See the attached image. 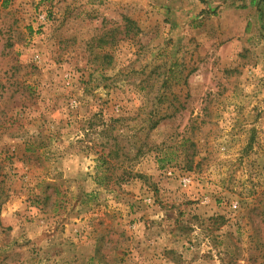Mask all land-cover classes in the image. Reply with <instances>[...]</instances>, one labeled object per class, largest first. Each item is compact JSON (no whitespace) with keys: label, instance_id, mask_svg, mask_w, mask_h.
Segmentation results:
<instances>
[{"label":"rangeland","instance_id":"rangeland-1","mask_svg":"<svg viewBox=\"0 0 264 264\" xmlns=\"http://www.w3.org/2000/svg\"><path fill=\"white\" fill-rule=\"evenodd\" d=\"M0 264H264V0H0Z\"/></svg>","mask_w":264,"mask_h":264},{"label":"built area","instance_id":"built-area-1","mask_svg":"<svg viewBox=\"0 0 264 264\" xmlns=\"http://www.w3.org/2000/svg\"><path fill=\"white\" fill-rule=\"evenodd\" d=\"M189 182H190V179L189 178L185 177L183 179V183H184L185 186L188 185Z\"/></svg>","mask_w":264,"mask_h":264}]
</instances>
